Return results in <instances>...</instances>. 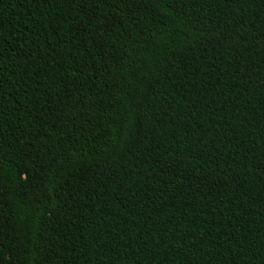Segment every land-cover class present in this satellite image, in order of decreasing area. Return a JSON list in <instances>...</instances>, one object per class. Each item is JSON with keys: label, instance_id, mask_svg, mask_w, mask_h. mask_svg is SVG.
Wrapping results in <instances>:
<instances>
[{"label": "trees", "instance_id": "trees-1", "mask_svg": "<svg viewBox=\"0 0 264 264\" xmlns=\"http://www.w3.org/2000/svg\"><path fill=\"white\" fill-rule=\"evenodd\" d=\"M0 264H264V0H0Z\"/></svg>", "mask_w": 264, "mask_h": 264}]
</instances>
